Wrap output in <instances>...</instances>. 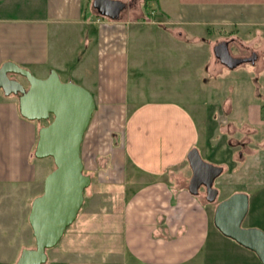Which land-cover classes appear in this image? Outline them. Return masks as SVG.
<instances>
[{
  "label": "crops",
  "instance_id": "1",
  "mask_svg": "<svg viewBox=\"0 0 264 264\" xmlns=\"http://www.w3.org/2000/svg\"><path fill=\"white\" fill-rule=\"evenodd\" d=\"M119 1L125 3V9L118 20L99 16L92 0H87L86 6L85 0H28V10L24 12V7L22 16L11 18L4 12L0 16V64L11 61L31 68L41 79L50 69L55 70L58 76L64 75L63 81L76 82L90 91L95 107L99 105L104 111L106 106H128L124 103L129 72L127 44L131 25L141 24L143 19L184 41L188 37L184 27L210 29L217 33L215 43L232 40V47L241 50L238 44H243L244 49L256 53L257 60L264 57V0H153L159 3L157 9L149 8L147 0ZM148 9L159 19L149 20L145 14ZM190 40L203 41L199 36ZM213 59L214 55L206 67L208 74L225 68L215 65ZM223 106L226 118L235 115L232 98L227 97ZM254 122L252 117L241 129L233 121L227 122L225 131L230 138H235L237 131L243 133L245 127L247 130L242 143L230 145L233 141L228 139L227 147L236 149L232 156L236 164L217 165L224 174L220 186L231 188L226 197L237 192L247 194L242 179L228 180L238 179L244 166L256 164L259 151L264 149V136L259 141L253 139L258 133ZM37 132L36 121L19 115L15 96L0 99V218L6 215L10 220L16 212L20 223L18 230L8 228L0 234V264H14L21 249L31 248L27 246L31 237L27 219L31 202L39 195L31 196V182L39 174L32 158ZM115 136L111 154L117 158L110 170L121 171L141 186L125 200L121 240L109 248L106 261L60 264H211L206 258L211 255L206 252L209 236L216 242L224 237L213 225L214 210L207 207L212 203H201L204 189L193 196L182 185L191 176L189 165L187 172L184 169L187 153L201 138L191 114L172 101H143L130 109ZM251 144L263 148L256 151ZM239 147L242 150L237 151ZM178 175L188 176L181 179ZM250 178L251 183L259 184L258 172ZM21 233L29 238L25 243L20 241ZM10 250L14 252L8 253ZM243 254L245 258L223 264H261L254 253L246 250Z\"/></svg>",
  "mask_w": 264,
  "mask_h": 264
},
{
  "label": "rangeland",
  "instance_id": "2",
  "mask_svg": "<svg viewBox=\"0 0 264 264\" xmlns=\"http://www.w3.org/2000/svg\"><path fill=\"white\" fill-rule=\"evenodd\" d=\"M86 2L87 0H85V6ZM146 2L148 7L153 9H157L159 4L153 0ZM27 5H29L28 0H0V16H4V12H7L8 17L11 18L22 16V13L28 10ZM24 7L26 9L23 12ZM145 14L151 21L159 19V16L153 14L150 9L145 11ZM143 20L141 24L131 25L127 44L129 72L124 103L128 106H106L104 111L111 109V112L106 113L103 107L99 105L95 107L80 149L83 172L91 176V184L84 191V201L76 219L65 230L56 246L47 250L48 258L45 264H60L72 260L106 261L109 248H115V244L120 242L125 200L141 186L124 177L121 171L110 170V168L113 169V162L115 163L117 158L111 154V146L116 141L117 129L122 128L123 120L129 114L130 109L137 104L147 100H163L175 102L187 109L201 134L195 147L201 158L212 165L225 163L232 167L236 164L232 160L236 149L227 147L228 139H230L229 142L233 141L230 145L242 143L247 129L245 127L243 133L237 131L235 138H230L225 131L227 122L230 120L240 128L244 122H249L253 117L254 124L258 127V133L253 134L254 141H259L264 136V57L256 59V68L251 63H244L234 69L225 67L226 69L224 68L222 72L208 74L206 67L213 55L212 46L216 44L217 33L215 31L184 27L188 34L184 41L155 24L144 23ZM169 27L174 28L171 25ZM192 36H199L203 41L194 42L190 40ZM238 45L241 50L231 46V54L250 52V49L249 51L244 49L243 44ZM212 62L218 66L222 65L215 57ZM29 71L36 77L31 68ZM59 78L65 82L63 81L65 80L64 75H60ZM73 83L79 85L76 82ZM231 88H234L233 92ZM255 92L258 96L254 94ZM227 97L233 99V108L236 110L235 115L229 118H226L224 113L226 107L223 106ZM2 98L4 95L0 92V99ZM49 122L50 119L38 121V130ZM250 148L257 151L263 147L251 144ZM238 149L242 150L240 147L237 151ZM259 153L256 164L244 166L242 175L238 179L231 177L228 181L239 182L242 179L247 186L249 206L242 227L258 228L264 232V184L261 183L264 177V149H261ZM34 163L39 174L37 179L31 182V196L42 193V184L46 176L42 177L54 166L51 158L37 159L34 157ZM184 169L187 172V163ZM41 170L42 176L40 175ZM257 172L258 185L249 180L250 176ZM223 175L214 181V186L219 191L212 206L207 205L209 209L214 210L215 205L227 198L226 196L230 193V187L220 186ZM187 176L178 175V177H183L181 179H187ZM187 184L182 183L185 187ZM199 191L202 193L203 189ZM195 201L199 200L195 198ZM201 203H205V198L201 200ZM13 213L14 216L10 220L6 215L0 218V234L8 228L13 230L20 228L19 218H16V212ZM210 227L212 233H215L212 224ZM28 239H25L21 233V243H25ZM2 241H5L4 236ZM34 245L31 230L27 246L34 248ZM244 251L246 249L230 239L223 237L222 240L216 242L213 236H209L206 252L211 255L207 254L206 258L211 264H223L245 258ZM13 252L14 250L8 251L10 254Z\"/></svg>",
  "mask_w": 264,
  "mask_h": 264
},
{
  "label": "water",
  "instance_id": "3",
  "mask_svg": "<svg viewBox=\"0 0 264 264\" xmlns=\"http://www.w3.org/2000/svg\"><path fill=\"white\" fill-rule=\"evenodd\" d=\"M92 7L99 16L118 20L125 3L92 0ZM212 51L228 69L247 62V59L231 56L227 41L216 43ZM9 75L21 77L27 85ZM0 92L6 97L17 98L22 118L37 122L50 119L46 126L39 128L33 152L35 158H51L54 164L44 178L42 193L32 200L28 214L35 247L22 249L14 263L45 264L47 250L56 246L74 222L84 201V191L91 184V176L83 172L80 149L95 109L94 98L82 86L71 81L62 82L55 70L41 79L11 61L0 65ZM186 158L191 170L188 192L198 196L203 188L205 201L214 203L218 190L213 184L223 168L205 162L195 147L189 150ZM248 206L246 193L231 194L215 205L213 225L222 236L254 253L264 264V232L242 227Z\"/></svg>",
  "mask_w": 264,
  "mask_h": 264
},
{
  "label": "flooded vegetation",
  "instance_id": "4",
  "mask_svg": "<svg viewBox=\"0 0 264 264\" xmlns=\"http://www.w3.org/2000/svg\"><path fill=\"white\" fill-rule=\"evenodd\" d=\"M224 41V40H223ZM225 41H227V43H228V49H229V52H230V47L232 46V44H233V41L232 40H225ZM220 42H222V41H220ZM230 54H231V52H230ZM231 55H233L234 57H237V58H244V59H247V62H244V63H251V64H254L255 62H256V58H257V56H256V53L255 52H252V51H250L249 53H247V54H239L238 53V55H234L233 53L231 54ZM254 59L253 61H251V59ZM244 63L243 64H241V65H244ZM241 65H239V66H241ZM223 67H225V66H223ZM238 67V66H237ZM236 67V68H237ZM227 68V67H226ZM9 77L10 78H15V79H18L20 82H22L25 86L27 85L26 83H25V81H24V79H22L21 77H19V76H14V75H9Z\"/></svg>",
  "mask_w": 264,
  "mask_h": 264
}]
</instances>
